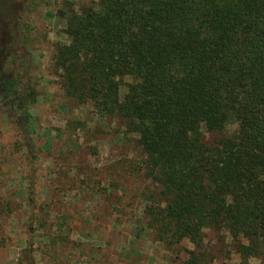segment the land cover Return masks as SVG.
Listing matches in <instances>:
<instances>
[{
  "label": "trees",
  "instance_id": "obj_1",
  "mask_svg": "<svg viewBox=\"0 0 264 264\" xmlns=\"http://www.w3.org/2000/svg\"><path fill=\"white\" fill-rule=\"evenodd\" d=\"M65 14L68 42L51 58L59 87L136 137L161 196L153 240L186 239L179 264L208 263L205 230L239 264L263 256L264 0H97ZM11 52L0 47V114L23 128L38 93Z\"/></svg>",
  "mask_w": 264,
  "mask_h": 264
},
{
  "label": "rangeland",
  "instance_id": "obj_2",
  "mask_svg": "<svg viewBox=\"0 0 264 264\" xmlns=\"http://www.w3.org/2000/svg\"><path fill=\"white\" fill-rule=\"evenodd\" d=\"M96 2L0 0V13L10 14L7 22L0 15V47L29 63L38 93L23 128L0 114V264H62L67 246L80 261L93 251L99 262L179 264L192 248L186 239L153 240L149 211L161 196L143 177L136 137L123 139L115 120L100 119L90 102L74 105L59 87L51 58L57 44L68 42L66 10ZM235 130L229 121L224 133ZM213 235L203 231L207 264H239L227 243L210 241ZM247 264H264V255Z\"/></svg>",
  "mask_w": 264,
  "mask_h": 264
},
{
  "label": "crops",
  "instance_id": "obj_3",
  "mask_svg": "<svg viewBox=\"0 0 264 264\" xmlns=\"http://www.w3.org/2000/svg\"><path fill=\"white\" fill-rule=\"evenodd\" d=\"M72 238V237H70ZM93 251H91L90 253L87 252V254L83 257V260H79V256L77 253V250L75 249V247L73 246H67L66 252H65V257L62 256L60 259V262L62 264H88L90 262L96 263V264H114L111 262H99L98 259H96L93 255H92ZM6 260H8V256L5 258ZM92 263V264H93ZM119 263V262H118Z\"/></svg>",
  "mask_w": 264,
  "mask_h": 264
}]
</instances>
